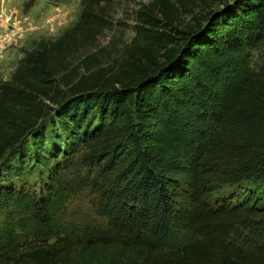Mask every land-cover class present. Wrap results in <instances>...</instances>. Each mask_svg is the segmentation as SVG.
Segmentation results:
<instances>
[{"label": "trees", "instance_id": "1", "mask_svg": "<svg viewBox=\"0 0 264 264\" xmlns=\"http://www.w3.org/2000/svg\"><path fill=\"white\" fill-rule=\"evenodd\" d=\"M117 1L0 79V264H264V0Z\"/></svg>", "mask_w": 264, "mask_h": 264}, {"label": "rangeland", "instance_id": "2", "mask_svg": "<svg viewBox=\"0 0 264 264\" xmlns=\"http://www.w3.org/2000/svg\"><path fill=\"white\" fill-rule=\"evenodd\" d=\"M28 0H1L0 35L7 31L5 16L13 13L23 26L24 34L9 44L0 55V79H9L24 56L42 39H56L71 27L80 14L81 0H38L28 7ZM151 0H118L114 12L112 29L106 32L100 43H128L133 38V15L139 4ZM232 0H209V7L216 8L223 2ZM121 44V43H120ZM119 44V45H120Z\"/></svg>", "mask_w": 264, "mask_h": 264}, {"label": "built area", "instance_id": "3", "mask_svg": "<svg viewBox=\"0 0 264 264\" xmlns=\"http://www.w3.org/2000/svg\"><path fill=\"white\" fill-rule=\"evenodd\" d=\"M7 31L0 35V55L5 48L17 39H21L24 34L23 26L18 21L15 14L10 13L5 16Z\"/></svg>", "mask_w": 264, "mask_h": 264}]
</instances>
